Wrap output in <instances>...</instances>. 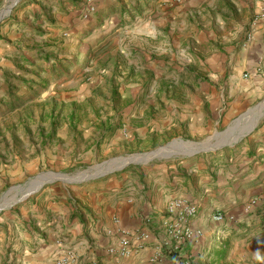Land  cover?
<instances>
[{
    "label": "rangeland",
    "instance_id": "obj_1",
    "mask_svg": "<svg viewBox=\"0 0 264 264\" xmlns=\"http://www.w3.org/2000/svg\"><path fill=\"white\" fill-rule=\"evenodd\" d=\"M72 1H63V5L53 0V5L45 0H20L0 22V196L41 174L52 173L63 179L44 185L27 200L1 212L0 217L48 187L69 189L78 185L72 182L97 172L104 163H114L117 158L132 160L126 170L138 164L141 155L155 151L152 146L147 148L151 143L144 146L138 142L136 133L144 119H152L153 112L164 115L165 109L158 112L162 109L150 105L154 97L163 104L187 103L193 114L198 101L202 106L208 102L205 98L216 99L219 105L230 101L225 99L223 78L216 77L217 55L221 56L225 47L222 35L228 30L219 29L217 22L208 18H212V10L215 14L224 12L223 6L213 9L207 6L208 0H112L111 6L86 0L82 8L79 1ZM11 2L0 0V15L6 13ZM115 3L118 5L113 6ZM101 8L107 10L101 12ZM27 12L43 18L36 21L34 17L36 22L23 28L19 38L21 57L15 55L12 60L13 53L5 47L10 44L8 21ZM170 26L172 44L168 46L160 34H167ZM162 48H171L172 55H161ZM162 84L172 86V92L166 88L158 95ZM263 102L264 97L229 120L238 117L243 122L231 124L232 136L256 126L252 118L263 113ZM148 103L149 112H144L142 107ZM185 107L181 109H188ZM217 110L220 119L226 117L225 104ZM171 137L163 143L172 142ZM200 139L192 142L201 143ZM89 153L91 159L80 163L77 158ZM111 176L113 173L101 178ZM262 229L231 232L235 240L228 242L224 260L195 257L189 261L264 264L255 258L257 251L264 257ZM220 242L214 237L206 245L214 244L212 250H218ZM62 245L59 241L58 247ZM61 258L63 264H80L71 248H64L61 256L45 264H56Z\"/></svg>",
    "mask_w": 264,
    "mask_h": 264
},
{
    "label": "crops",
    "instance_id": "obj_2",
    "mask_svg": "<svg viewBox=\"0 0 264 264\" xmlns=\"http://www.w3.org/2000/svg\"><path fill=\"white\" fill-rule=\"evenodd\" d=\"M58 1L63 5V1L73 2L55 0ZM77 1L85 8L86 0ZM98 1L112 5V0ZM219 1L208 0L207 6L219 10L221 5L225 11L217 10L215 14L212 10V18L210 15L208 18L217 22L219 29L228 30L222 35L225 47L224 53L217 55L219 72L216 77L223 78L224 87H227L225 99L230 101L219 105L216 99L205 98L208 102L202 106V101H198L196 114H193L187 103L180 106L166 101L163 104L158 96L154 97L150 105L155 110L162 109L158 112L165 109L164 115L153 112L152 119L142 121L136 130L138 142L144 146L151 143L147 148L152 146L157 150L166 146L168 143L163 142L172 136V142L181 140L183 144L172 146L170 157H154L126 170V166L120 168L123 164L118 161L111 168L116 169L111 172L113 176L107 179L92 173L82 176L84 179L69 189L48 187L20 208L1 216V264L6 261L45 264L61 256L64 248L74 249L80 264H180L182 260H194L195 257L216 258L218 251H226L228 242L235 240L231 232L263 231L264 220L258 213L262 207L260 200L264 197V111L253 116L252 124L256 126L234 146L219 148L224 140L216 136L240 119V110L264 97V0H223L221 4ZM75 4L78 8V2ZM163 9L161 7V14L165 13ZM99 10L102 12L107 8ZM27 13L8 21L11 24V29L8 28L10 44L5 47L13 53L12 60L15 55L19 56L23 28L43 18ZM165 21L162 20L161 25ZM160 36L167 39L168 46L172 44V27H167V34ZM167 52L172 55L171 48H162L159 53ZM204 86H201L202 90ZM166 88L172 92V86L162 84L158 95ZM172 103L176 106L175 113H172ZM222 104L227 113L220 119L217 109ZM148 106L149 103L143 105L144 112H149ZM182 107L188 109L182 110ZM235 115L238 117L230 122ZM241 123L240 120L238 125ZM246 129L248 127L242 131ZM197 138L205 143L206 150L189 155L188 143ZM91 157L89 153L77 159H81V163ZM177 197L198 206V213L189 221V226L199 230L201 237L196 243L183 244L179 250L173 249L172 242L170 250V245H162L168 243L164 229L165 210L168 200ZM250 202H253L251 210L246 213L244 207ZM217 213L224 216L223 222L213 221L212 216ZM121 230L130 232L134 250L127 258L115 259L109 257L106 250L116 244ZM140 233L147 234L148 239L143 248L137 250L138 242L134 240ZM214 237L215 241L221 240L218 250H212L214 244L206 245ZM59 241L63 242L62 248L58 247ZM157 247L162 248V255L152 263L150 259Z\"/></svg>",
    "mask_w": 264,
    "mask_h": 264
},
{
    "label": "built area",
    "instance_id": "obj_3",
    "mask_svg": "<svg viewBox=\"0 0 264 264\" xmlns=\"http://www.w3.org/2000/svg\"><path fill=\"white\" fill-rule=\"evenodd\" d=\"M261 209L258 213V217L264 220V197L261 198ZM253 202L245 205L244 211L248 213L251 210ZM198 213L197 206L190 200L177 197L168 200L165 210L166 219L164 222V229L168 243L162 244L164 247L170 245L169 248L172 250V242H174L173 249L179 250L183 244H193L201 237L199 230H193L189 226V221L193 219ZM212 219L215 223H221L224 221V216L221 213L214 214ZM120 237L114 246L107 249L106 253L109 257L119 259L127 258L132 254V243L130 239V232L127 230L120 231ZM148 239V235L140 233L135 237L134 241H137L136 249L143 248V243ZM171 243H170V242ZM162 248H156L150 261L152 263L157 262L162 255ZM73 259V256H72ZM63 258L59 259L56 264H63ZM180 264H191L189 259L182 260Z\"/></svg>",
    "mask_w": 264,
    "mask_h": 264
},
{
    "label": "water",
    "instance_id": "obj_4",
    "mask_svg": "<svg viewBox=\"0 0 264 264\" xmlns=\"http://www.w3.org/2000/svg\"><path fill=\"white\" fill-rule=\"evenodd\" d=\"M19 1L20 0H13L9 4L8 12L4 13L3 15H0V22L3 20L4 17H6L10 13L12 8ZM261 105L264 106V102ZM240 120L241 119L237 120L235 122V124H238L240 122ZM252 127L253 126L249 127L245 131H242L235 136L231 135V132L234 128L229 127L224 133L218 134L216 136V137H220L224 140L223 144H221L219 146V148L234 146V144L239 142L244 136H246L247 134L250 133V131L252 130ZM227 140H229V141H227ZM180 144H183L181 140L170 142L166 146L159 148V149H157L151 153L141 155V158L137 162L141 163V162H144L145 160H149V159L154 158V157H161V158L170 157V156H172V146H174V145L179 146ZM231 144H233V145H231ZM188 147H189V150L187 153L189 155L195 154L199 151H205L206 150L205 143H198V144L188 143ZM118 161L119 162L122 161L121 163L123 164L120 168H123L126 165L132 163V160H129V162H127V163H123L125 161L124 159L122 160V158H117L113 161L115 164L114 163H104V164L98 166V171L94 172L95 176H102V175L111 173L112 171L116 170V169L112 170L111 168H112V166H115ZM81 179H82V177L76 179L72 183L80 182ZM54 181H63V179L59 178V175L52 174V173L48 174V175L47 174H41V175H38L34 178L29 179L26 183H24L22 185H17V186L9 188L7 191H5L0 196V213L10 209L12 206H14L20 202L27 200L30 196L39 192L44 185L52 183Z\"/></svg>",
    "mask_w": 264,
    "mask_h": 264
},
{
    "label": "trees",
    "instance_id": "obj_5",
    "mask_svg": "<svg viewBox=\"0 0 264 264\" xmlns=\"http://www.w3.org/2000/svg\"><path fill=\"white\" fill-rule=\"evenodd\" d=\"M46 19H49V18H46ZM79 43H78V45H79ZM223 247L226 249V245H224ZM216 257L220 260H224L226 258V252L224 250H220V251H218V254L216 255Z\"/></svg>",
    "mask_w": 264,
    "mask_h": 264
},
{
    "label": "clouds",
    "instance_id": "obj_6",
    "mask_svg": "<svg viewBox=\"0 0 264 264\" xmlns=\"http://www.w3.org/2000/svg\"><path fill=\"white\" fill-rule=\"evenodd\" d=\"M256 260H258V261H264V257H262L261 255H260V253H259V251H257V253H256Z\"/></svg>",
    "mask_w": 264,
    "mask_h": 264
},
{
    "label": "bare ground",
    "instance_id": "obj_7",
    "mask_svg": "<svg viewBox=\"0 0 264 264\" xmlns=\"http://www.w3.org/2000/svg\"><path fill=\"white\" fill-rule=\"evenodd\" d=\"M8 1H13V0H8ZM7 8V7H6ZM8 12V8L6 9V13ZM127 163V162H126Z\"/></svg>",
    "mask_w": 264,
    "mask_h": 264
}]
</instances>
